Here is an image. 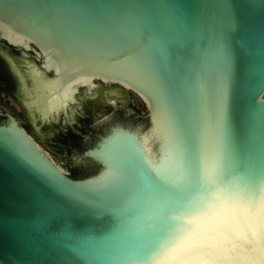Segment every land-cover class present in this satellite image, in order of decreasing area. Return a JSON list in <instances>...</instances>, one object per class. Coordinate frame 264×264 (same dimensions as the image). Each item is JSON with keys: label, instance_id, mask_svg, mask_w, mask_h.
<instances>
[{"label": "water", "instance_id": "1", "mask_svg": "<svg viewBox=\"0 0 264 264\" xmlns=\"http://www.w3.org/2000/svg\"><path fill=\"white\" fill-rule=\"evenodd\" d=\"M0 71V264H264V0H0Z\"/></svg>", "mask_w": 264, "mask_h": 264}, {"label": "rangeland", "instance_id": "2", "mask_svg": "<svg viewBox=\"0 0 264 264\" xmlns=\"http://www.w3.org/2000/svg\"><path fill=\"white\" fill-rule=\"evenodd\" d=\"M0 108H2L5 112L13 114L17 117V121L22 125H29V121L27 119L26 114L24 113V110L21 108V106L6 92L0 90ZM29 129L34 132L30 127ZM42 135V140L40 141L43 146L55 157L57 156L58 159H56L62 166L68 170V165L66 161V157H60V152H54L53 146L47 141L46 135Z\"/></svg>", "mask_w": 264, "mask_h": 264}, {"label": "bare ground", "instance_id": "3", "mask_svg": "<svg viewBox=\"0 0 264 264\" xmlns=\"http://www.w3.org/2000/svg\"><path fill=\"white\" fill-rule=\"evenodd\" d=\"M30 121V120H29ZM24 128V132L25 133H30V139H36L37 140V144L39 145V146H41L42 148H44L45 150H46V152H47V156H53L44 146H43V144L40 142L41 140H42V135H41V133H37V132H31V131H29L28 129H26L25 127H23ZM34 131V130H33ZM54 157V156H53ZM54 161L62 168V169H65L63 166H62V164H60L57 160H56V158L54 157Z\"/></svg>", "mask_w": 264, "mask_h": 264}, {"label": "flooded vegetation", "instance_id": "4", "mask_svg": "<svg viewBox=\"0 0 264 264\" xmlns=\"http://www.w3.org/2000/svg\"><path fill=\"white\" fill-rule=\"evenodd\" d=\"M5 48V47H4ZM12 49H14V50H16L14 47H11L10 48V52L12 53V54H14L13 53V50ZM0 76H1V78H3L4 77V75H3V73L0 71ZM7 82V84H8V81H6Z\"/></svg>", "mask_w": 264, "mask_h": 264}, {"label": "snow or ice", "instance_id": "5", "mask_svg": "<svg viewBox=\"0 0 264 264\" xmlns=\"http://www.w3.org/2000/svg\"><path fill=\"white\" fill-rule=\"evenodd\" d=\"M210 211L211 210H209L208 212L203 213V215H209L210 214ZM190 223H191V221H190Z\"/></svg>", "mask_w": 264, "mask_h": 264}]
</instances>
